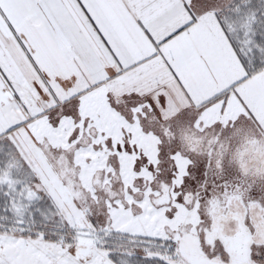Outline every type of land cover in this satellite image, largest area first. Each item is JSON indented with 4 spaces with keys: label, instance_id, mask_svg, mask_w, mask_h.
I'll return each mask as SVG.
<instances>
[{
    "label": "snow or ice",
    "instance_id": "snow-or-ice-1",
    "mask_svg": "<svg viewBox=\"0 0 264 264\" xmlns=\"http://www.w3.org/2000/svg\"><path fill=\"white\" fill-rule=\"evenodd\" d=\"M0 264H264V0H0Z\"/></svg>",
    "mask_w": 264,
    "mask_h": 264
}]
</instances>
